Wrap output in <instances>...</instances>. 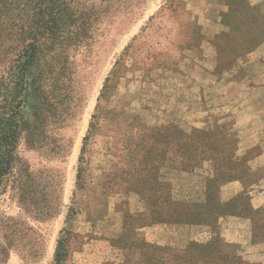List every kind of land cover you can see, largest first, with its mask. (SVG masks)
Wrapping results in <instances>:
<instances>
[{"label": "rangeland", "instance_id": "374dc122", "mask_svg": "<svg viewBox=\"0 0 264 264\" xmlns=\"http://www.w3.org/2000/svg\"><path fill=\"white\" fill-rule=\"evenodd\" d=\"M58 3L0 187L3 264H52L61 238L63 264H119L123 235L264 264V0ZM54 4L7 6L0 74Z\"/></svg>", "mask_w": 264, "mask_h": 264}, {"label": "trees", "instance_id": "16d2710c", "mask_svg": "<svg viewBox=\"0 0 264 264\" xmlns=\"http://www.w3.org/2000/svg\"><path fill=\"white\" fill-rule=\"evenodd\" d=\"M21 0H0V30L8 28L7 6H13ZM49 19L35 20L36 26L45 23L42 33L28 31L29 40L25 38V31L17 33V44L13 51L14 59L0 74V187L5 176L9 174L14 161V149L17 144V135L23 122L22 109L34 90L35 71L33 70L43 46L54 41L55 11L58 0H53ZM7 8V9H6ZM58 19V18H57ZM80 24H84L80 22ZM80 25V26H81ZM23 27L20 26L19 30ZM7 35V34H5ZM77 46L83 43L84 35L77 32L75 35ZM5 53V52H4ZM154 217L152 218V222ZM68 234V233H66ZM125 235L112 238L111 242L122 245L124 261L119 264H248L241 261L236 255L225 253L212 239L202 246L191 242L183 251L172 254L170 248L146 242L141 238L126 239ZM64 239L58 240L52 264H63L67 253L64 249ZM122 242V243H121ZM137 253L135 260L129 259V254ZM0 264H3L0 258ZM111 264V263H110ZM114 264V263H112Z\"/></svg>", "mask_w": 264, "mask_h": 264}]
</instances>
